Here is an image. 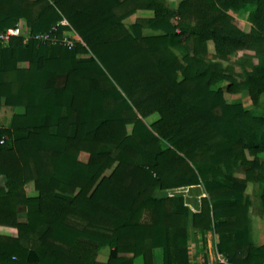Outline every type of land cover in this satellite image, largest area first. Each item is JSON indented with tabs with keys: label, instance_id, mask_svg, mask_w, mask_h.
Segmentation results:
<instances>
[{
	"label": "trees",
	"instance_id": "obj_1",
	"mask_svg": "<svg viewBox=\"0 0 264 264\" xmlns=\"http://www.w3.org/2000/svg\"><path fill=\"white\" fill-rule=\"evenodd\" d=\"M169 4L0 0L1 31L83 42H0V109H23L0 127V264H152L157 249L192 264L190 222L229 264H264L249 216L253 185L264 203V114L225 96L261 105L264 0ZM198 186L192 215L165 195Z\"/></svg>",
	"mask_w": 264,
	"mask_h": 264
},
{
	"label": "crops",
	"instance_id": "obj_2",
	"mask_svg": "<svg viewBox=\"0 0 264 264\" xmlns=\"http://www.w3.org/2000/svg\"><path fill=\"white\" fill-rule=\"evenodd\" d=\"M1 61V58H0ZM27 63L20 64V67H26ZM23 109H15L11 107H7L3 100V105L0 109V127H8L11 123L13 116L17 113H23ZM10 115V116H9ZM201 186L191 187L189 192H195L194 196L189 198H193L192 202L187 201V197L184 195L185 199V207L188 208L190 215L194 213H198L201 210V200L207 197V194L204 191H200ZM163 195V194H162ZM167 196H176L174 194H165ZM178 196V195H177ZM251 220L254 222V233L252 234V241L256 247L264 245V216H252L251 212ZM189 236H190V261L192 264H217L221 262V255L217 251L216 245V235L212 232H209L206 235V245L203 242V236L200 232L196 231L192 225V222L189 224ZM194 248V249H193ZM111 253V249L105 247L101 250L99 254V261L101 263H107L109 256ZM126 261L122 264H137V260L131 261V255H125ZM141 259V258H140ZM142 264L143 260L141 259ZM152 264H163L162 262V251L157 249L153 254V263Z\"/></svg>",
	"mask_w": 264,
	"mask_h": 264
},
{
	"label": "rangeland",
	"instance_id": "obj_3",
	"mask_svg": "<svg viewBox=\"0 0 264 264\" xmlns=\"http://www.w3.org/2000/svg\"><path fill=\"white\" fill-rule=\"evenodd\" d=\"M180 1L181 0H170L169 8L172 9V10H176ZM133 21H134V18L133 19H129L127 22L129 24H131ZM22 24L24 25V28H27L24 23H22ZM238 24L245 31H248L250 29V25L248 23L244 22L243 20L238 19ZM180 54H181V52H180ZM225 86H226V84H221L219 86H216L214 89H218L220 87H225ZM225 96H226V99L228 100V102H230L232 104L242 103L246 107V109L250 110L255 115H263L264 114V97L262 99L261 105L258 106V107H255L253 105L250 97H249V94L246 91H244V92H242L241 94H238V95H230V94L226 93ZM250 159H252V158L250 157ZM81 160L86 162L88 160V155H86V154L81 155ZM257 173H259V172H257ZM262 175L264 176V173H262ZM236 176H237L238 179L244 180L245 179L244 170L243 169L239 170L236 173ZM27 189L29 190V192H31L33 187L32 186H28ZM189 189L190 188H188L186 190H183V191L181 190V191L172 192V193H168V194L184 195V196L187 197V201L188 202L189 201L192 202L193 198L191 200V198H189V197H190V195L194 196L196 191L195 192L192 191L190 193ZM199 190L200 191H204V187L201 186ZM256 190H257V192H256ZM157 196H163V195L161 193H157ZM249 200H250V204H251L249 216H250V232H251V237H252V234L254 233V225H253L254 222L251 220V212H252V216L253 217H255V216H264V203L262 202L258 185H255V186L253 185L252 192H251V197H250ZM137 264H142L140 258H138Z\"/></svg>",
	"mask_w": 264,
	"mask_h": 264
},
{
	"label": "built area",
	"instance_id": "obj_4",
	"mask_svg": "<svg viewBox=\"0 0 264 264\" xmlns=\"http://www.w3.org/2000/svg\"><path fill=\"white\" fill-rule=\"evenodd\" d=\"M61 26L70 27L67 20L61 21ZM25 40H34L43 45H63L66 47H74L78 43H82L81 38L74 32L72 35H64L59 37L57 35V28L54 27L50 33L37 34L34 35L27 28H24L23 24H18L15 27L9 28L7 30H0V42L3 44H8L13 38H21ZM221 262L223 264H229L226 259L221 257Z\"/></svg>",
	"mask_w": 264,
	"mask_h": 264
}]
</instances>
